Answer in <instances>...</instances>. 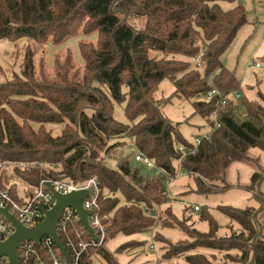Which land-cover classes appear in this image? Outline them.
<instances>
[{
  "label": "trees",
  "instance_id": "16d2710c",
  "mask_svg": "<svg viewBox=\"0 0 264 264\" xmlns=\"http://www.w3.org/2000/svg\"><path fill=\"white\" fill-rule=\"evenodd\" d=\"M236 1L0 0V40H29L21 73L0 83V163L10 164L0 167V188L22 202L35 195L42 180L81 184L95 177L101 213L110 220L104 245L88 247L78 264H94L96 255L107 264H120L118 255L142 250L147 243L130 240L112 253L107 248L110 240L154 232L162 242L159 229H178L187 238L175 244L163 241L167 247L158 264H216L215 258L195 252L199 248L229 256L235 251L239 257L229 258L237 264H264V225L259 220L264 215L263 194L256 195L258 208L217 206L229 220L226 225L205 211L201 220L209 223L208 232L189 224L186 212H195L192 206H185L181 219L172 207L162 211L168 202L166 180L180 169L194 178L196 193L217 194L230 187L227 176L234 163L252 161V149L264 152L261 92L257 100L241 101L243 120L236 118L230 103L222 112V127L195 155L180 150L191 149L192 142L183 136L180 124L164 115L163 107L170 102L162 106L155 99L160 84L169 80L173 97L191 101L208 130L214 126L211 116L219 98L207 102L204 97L214 88L223 94L240 89L235 73L222 61L249 23L241 3L229 9L222 6ZM79 35L96 36L95 41L79 43L83 66L68 53L55 59L52 74L44 65L37 68V47ZM117 106L123 108L127 122L116 119ZM129 145L161 172L148 168L151 171L145 174L147 167L135 161L133 150L112 168L108 162ZM263 181L264 172L252 178L254 185ZM224 227L230 236L219 235ZM77 230L83 231L81 224L60 233L70 259L68 237L77 244ZM89 240L88 235L83 237Z\"/></svg>",
  "mask_w": 264,
  "mask_h": 264
},
{
  "label": "rangeland",
  "instance_id": "374dc122",
  "mask_svg": "<svg viewBox=\"0 0 264 264\" xmlns=\"http://www.w3.org/2000/svg\"><path fill=\"white\" fill-rule=\"evenodd\" d=\"M241 3L248 11L249 23L240 31L237 38L223 55L222 61L225 67L235 73L240 82V99L233 100L230 107L238 120H243L246 116L244 108L240 107L241 101L247 99L254 101L258 99V93L264 94V69L255 71L249 70V63L252 59L264 60V0H238L234 3H222L225 9ZM134 25L140 26L138 20L131 21ZM95 41L96 36L85 37L82 35L72 37L62 44L47 43L44 46L37 47V55L35 57L36 66L39 69L44 65L48 72L53 73L54 61L57 57L64 59L68 53L73 55L75 64L79 67L83 66L79 43L80 41ZM29 43V40L22 38L18 41L0 40V83H4L11 79L14 74L21 73V64L24 56V49ZM175 92L173 84L169 80H164L159 90L155 94V99L162 104L170 102L163 107V113L175 124H180V130L183 136L189 141L193 142L195 136H200L209 127L207 122L200 116L194 114L192 102L173 97ZM171 99V100H168ZM234 106V107H233ZM228 107V106H227ZM226 107V108H227ZM230 109V108H229ZM115 117L120 122H127L123 108L117 106L115 109ZM57 129L56 127L54 128ZM60 131L61 127L58 128ZM127 146L125 151L108 162V164L116 169L118 162L122 161L124 156L131 153L133 149ZM134 151V150H133ZM252 161L234 163L227 176V183L230 186L227 190L221 193L212 195L198 194L193 190L195 188L194 178L189 176L179 178L172 186V196L168 202L162 207L165 211L172 207L174 214L178 218L183 217L185 206L181 201H185L188 206H199V212H186V217L191 216L192 224L201 232H208L209 223L201 220V215L205 211H209L214 219L221 225H226L229 220L215 208L219 205L233 206L237 208L256 207L260 203L257 196L264 195V181L259 185L252 184V178L257 173L264 172V152L259 149H252L249 153ZM148 168H144L145 174L150 172ZM155 173L157 171H154ZM185 196L182 197L181 194ZM180 194V195H179ZM110 217V216H109ZM260 224L264 225V215L260 216ZM233 229L237 233L240 232L238 225H233ZM162 242H158L154 237V232L125 236L118 235L116 238L110 240L107 244L109 251L114 253L116 249L130 240L146 241V246L142 250L129 251L125 254L118 255L120 264H158L163 257L167 245L163 241H168L173 244L180 240L186 239V235L178 229H159ZM233 233V232H232ZM231 232L226 227L222 228L219 235L230 236ZM155 246V250L150 249L151 245ZM195 252L203 253L205 255L215 258L216 264H237L232 262L233 257H239L235 251L231 252V256L227 252L219 250H207L199 248ZM231 257V258H229ZM94 264H107L100 256L96 255L93 258ZM172 262L171 264H176ZM170 264V263H169Z\"/></svg>",
  "mask_w": 264,
  "mask_h": 264
},
{
  "label": "built area",
  "instance_id": "2783aa9c",
  "mask_svg": "<svg viewBox=\"0 0 264 264\" xmlns=\"http://www.w3.org/2000/svg\"><path fill=\"white\" fill-rule=\"evenodd\" d=\"M199 67L201 66V56L197 58ZM264 69V60L252 59L249 63V70L255 71ZM215 97H218L217 106L213 112L211 119L214 122V126L203 133L200 136H195L192 142L191 149L180 148L186 155H195L199 147L203 142H210L213 133L222 127L221 115L229 104L236 99H240L241 95L239 90L223 94L219 89L214 88L207 93L204 97L205 101L210 102ZM134 159L137 163H142L144 166L150 169H154L157 172H161L144 154L134 148ZM10 164L0 163V167ZM19 167L24 164H18ZM189 174L180 169L176 177H170L166 180V192L168 199L173 195L171 192V186L182 177H187ZM197 177V175H195ZM47 185H50L60 194H69L74 191L87 190L89 192L88 198L84 202V208L89 211V223L101 242L98 243L90 238L89 242L83 241V237L88 233L83 228L80 219L73 208H66L63 212L57 227V232L60 235L68 233V227H75L77 224H81L83 231L77 230L76 235L79 242L76 244L68 236V247L72 251V258H69V264H78L81 254L87 250L88 247L103 246L102 243L106 239V222L110 220L109 215H103L101 213L99 205L100 186L98 180L93 177L88 181L81 184L75 183L69 179L63 181H51L42 180L39 184V188L35 195L31 198L24 199L22 202L14 199L11 194L0 188V207L8 208L9 212L13 214L16 219L23 225L29 228L35 227L38 223L45 219V213L42 209L50 210L55 204V198L52 192L48 189ZM182 205L186 206L185 201H181ZM195 212L200 211L199 206L194 207ZM14 232V228L9 223L6 217L0 214V242L8 239ZM89 236V235H88ZM61 238V237H60ZM66 249V248H65ZM150 249L155 250V246L152 244ZM19 264H67L63 255L54 243V240L50 236L43 237L41 241L36 244L33 242H23L18 246ZM0 264H9L6 257L0 258Z\"/></svg>",
  "mask_w": 264,
  "mask_h": 264
},
{
  "label": "water",
  "instance_id": "95a60500",
  "mask_svg": "<svg viewBox=\"0 0 264 264\" xmlns=\"http://www.w3.org/2000/svg\"><path fill=\"white\" fill-rule=\"evenodd\" d=\"M47 187L54 195L55 204L50 210L42 209L45 213V219L33 228L26 227L19 222L9 212L8 208L0 207V214L6 217L14 228L13 234L5 241L0 242V258L6 257L9 264H19L18 246L21 243L33 242L38 244L46 236H50L54 240L66 263L69 264V256L57 232L59 220L66 208H73L89 237L98 243L101 242V239L95 235L89 223V211L84 208V202L88 198L89 192L87 190H79L69 194H60L50 185H47ZM104 243L105 241H103L102 245Z\"/></svg>",
  "mask_w": 264,
  "mask_h": 264
}]
</instances>
